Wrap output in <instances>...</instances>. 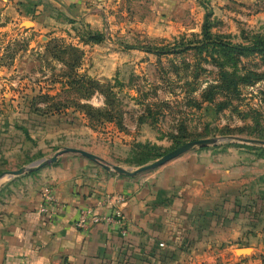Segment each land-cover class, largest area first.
Instances as JSON below:
<instances>
[{"label": "rangeland", "instance_id": "374dc122", "mask_svg": "<svg viewBox=\"0 0 264 264\" xmlns=\"http://www.w3.org/2000/svg\"><path fill=\"white\" fill-rule=\"evenodd\" d=\"M10 6L0 3V207L16 183L86 159L68 153L32 168L65 149L133 172L189 142L217 141L135 177L209 152L236 151L243 166L264 159L253 143L264 142V0H121L93 26L70 17L37 26ZM89 33L103 42H84ZM231 217L252 236L264 224L263 209Z\"/></svg>", "mask_w": 264, "mask_h": 264}, {"label": "crops", "instance_id": "0c3cea01", "mask_svg": "<svg viewBox=\"0 0 264 264\" xmlns=\"http://www.w3.org/2000/svg\"><path fill=\"white\" fill-rule=\"evenodd\" d=\"M120 1L0 3L22 7L37 26L68 17L93 26L107 20L106 10ZM240 159L232 150L191 155L143 177L115 175L87 159H59L37 177L16 183L0 207V264H161L163 253L166 264H262L264 224L256 236L248 235L230 213L264 210V159L247 166ZM48 187L59 203L45 215L39 210ZM110 195L125 197L120 208L127 235L105 225L78 230L82 208L112 212Z\"/></svg>", "mask_w": 264, "mask_h": 264}, {"label": "built area", "instance_id": "2783aa9c", "mask_svg": "<svg viewBox=\"0 0 264 264\" xmlns=\"http://www.w3.org/2000/svg\"><path fill=\"white\" fill-rule=\"evenodd\" d=\"M44 204L39 212L41 214H50L52 207H57L58 200L56 199L52 189L46 188L43 192ZM106 200L112 203L113 210L108 214H99L94 207H85L79 211V215L75 222V227L81 231H87L89 228L105 225L118 227L121 230L123 236L127 235V228L124 224V217L120 205L124 202L125 197L123 195H110L106 197Z\"/></svg>", "mask_w": 264, "mask_h": 264}, {"label": "water", "instance_id": "95a60500", "mask_svg": "<svg viewBox=\"0 0 264 264\" xmlns=\"http://www.w3.org/2000/svg\"><path fill=\"white\" fill-rule=\"evenodd\" d=\"M216 143H217V141L215 139H205V140H200V141L189 142V143L185 144L184 146L168 153L167 155H165L163 158L156 161L155 163L143 166L139 169H136L133 172L128 171L127 169H125L123 167H119V166L109 167L107 165H103V164L99 163V159L95 155H92V154L84 152V151L75 150V149H65L64 151H62V152L58 153L56 156H54L52 159L37 163V164L33 165L32 168H42L48 164H53V163L57 162L59 156H61L63 154L76 153V154H80L82 157H84V158H86L92 162L100 164L107 171H114L118 175H122V176L135 177L139 174H142V173L148 172L150 170H154V169H157L159 167H162L165 164H167L168 162L180 157L181 155L187 153L188 151H190L194 148L212 146V145H215ZM253 143L264 145V142H261V141H254ZM25 172H26L25 169H21V170L16 171V172L7 173L6 177H7V179H11L14 176L24 174Z\"/></svg>", "mask_w": 264, "mask_h": 264}, {"label": "trees", "instance_id": "16d2710c", "mask_svg": "<svg viewBox=\"0 0 264 264\" xmlns=\"http://www.w3.org/2000/svg\"><path fill=\"white\" fill-rule=\"evenodd\" d=\"M103 36L100 35V34H92V33H89L87 39L84 40V42L86 43H102L103 42ZM222 47L224 48H227L228 50H231V51H249L251 50L250 48H238V47H230L228 45H225V44H221Z\"/></svg>", "mask_w": 264, "mask_h": 264}]
</instances>
